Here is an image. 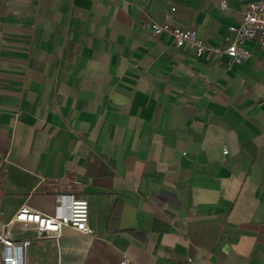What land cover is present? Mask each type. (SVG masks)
<instances>
[{
	"label": "crops",
	"instance_id": "1",
	"mask_svg": "<svg viewBox=\"0 0 264 264\" xmlns=\"http://www.w3.org/2000/svg\"><path fill=\"white\" fill-rule=\"evenodd\" d=\"M249 1L0 0V232L60 193L93 229L15 226L22 264H264V51L229 64L142 26L224 46Z\"/></svg>",
	"mask_w": 264,
	"mask_h": 264
},
{
	"label": "built area",
	"instance_id": "2",
	"mask_svg": "<svg viewBox=\"0 0 264 264\" xmlns=\"http://www.w3.org/2000/svg\"><path fill=\"white\" fill-rule=\"evenodd\" d=\"M221 8L226 7V0H219ZM174 8L166 12L169 16ZM142 26L149 28L154 36L162 33L169 34L179 43L184 42L195 49L196 56H201L205 51L208 54H225L229 64H239L245 60L250 51L244 47V41L255 40L264 51V0H250L241 19L227 27L224 36L225 45H213L197 34L195 26L180 27L171 24L167 19L162 22L143 20ZM221 151L227 155L228 148L225 140H221ZM15 226H29L37 239L45 236L58 237L61 228L68 226L73 230L87 235H93V229L89 225V204L84 196L60 193L55 196V205L50 214L39 212L25 204L18 207L15 213L3 223L0 232V264H22L23 253L31 243V239H17L12 230ZM129 258L122 256L121 264H128Z\"/></svg>",
	"mask_w": 264,
	"mask_h": 264
}]
</instances>
